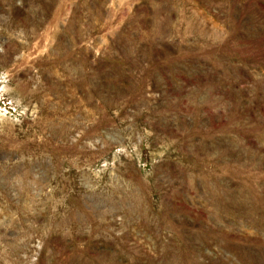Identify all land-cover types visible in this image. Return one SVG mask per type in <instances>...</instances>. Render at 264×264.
Instances as JSON below:
<instances>
[{
	"label": "rangeland",
	"instance_id": "1",
	"mask_svg": "<svg viewBox=\"0 0 264 264\" xmlns=\"http://www.w3.org/2000/svg\"><path fill=\"white\" fill-rule=\"evenodd\" d=\"M0 264H264V0H0Z\"/></svg>",
	"mask_w": 264,
	"mask_h": 264
}]
</instances>
